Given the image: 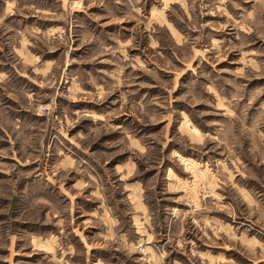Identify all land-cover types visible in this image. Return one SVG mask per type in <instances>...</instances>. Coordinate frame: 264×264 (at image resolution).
I'll list each match as a JSON object with an SVG mask.
<instances>
[{"label":"rangeland","instance_id":"1","mask_svg":"<svg viewBox=\"0 0 264 264\" xmlns=\"http://www.w3.org/2000/svg\"><path fill=\"white\" fill-rule=\"evenodd\" d=\"M71 2L57 106L0 115V264H264V0Z\"/></svg>","mask_w":264,"mask_h":264},{"label":"crops","instance_id":"2","mask_svg":"<svg viewBox=\"0 0 264 264\" xmlns=\"http://www.w3.org/2000/svg\"><path fill=\"white\" fill-rule=\"evenodd\" d=\"M52 1L34 0L31 2L30 0L29 4L25 5L24 0H0V115H3V117L11 112L6 102L11 104L13 110L11 113L15 119L37 116L32 106L38 103L39 100L43 101L44 98L45 101L48 97L50 98L47 100L49 107L55 104V95L45 85L43 79L54 74L60 51L66 57H68V54L72 56L75 52L69 40L61 43L64 45L62 47H55V42L64 36L65 28L69 26L72 20L76 22L79 10H77L78 12L73 11L71 0H61L59 7H53ZM26 9L28 11H25ZM82 12H85V10ZM88 23L87 26L80 27V33L95 30L93 29L95 28L94 22L90 20ZM41 42L51 46L48 50H43ZM2 44L8 46V48L11 46L12 50L3 52ZM35 47H42V52H34L33 48ZM5 49L4 51H6ZM43 53H46L47 56H44ZM69 67H71V64H65L62 71L69 69L68 72L70 73L71 69ZM55 106L57 105L55 104ZM6 130L0 124V132L6 134ZM262 139L264 140V136ZM111 229L112 231L116 229L114 224L111 225ZM64 239H67V237ZM47 240L49 246L54 247L53 253H48V256L50 259L52 258V262H56L58 259H56L57 250L55 245L58 246L59 243L56 240ZM49 240L53 242L50 243ZM66 244H69V247L74 246L71 241ZM114 252L103 248L98 250L94 253L95 258H97L94 259V264H131L130 259L126 260ZM65 254H68V257L71 255L70 252H65ZM118 256L121 257V261H117ZM67 261H65V264H68ZM166 261L171 263L174 259L170 257L166 258Z\"/></svg>","mask_w":264,"mask_h":264},{"label":"built area","instance_id":"3","mask_svg":"<svg viewBox=\"0 0 264 264\" xmlns=\"http://www.w3.org/2000/svg\"><path fill=\"white\" fill-rule=\"evenodd\" d=\"M42 111H43V112H45V111H46V109H43Z\"/></svg>","mask_w":264,"mask_h":264}]
</instances>
